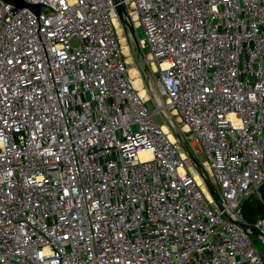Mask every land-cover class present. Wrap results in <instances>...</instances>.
<instances>
[{
  "label": "built area",
  "instance_id": "built-area-1",
  "mask_svg": "<svg viewBox=\"0 0 264 264\" xmlns=\"http://www.w3.org/2000/svg\"><path fill=\"white\" fill-rule=\"evenodd\" d=\"M24 1L45 5L0 0V264H264L242 212L264 183V0H123L154 111L112 0Z\"/></svg>",
  "mask_w": 264,
  "mask_h": 264
},
{
  "label": "rangeland",
  "instance_id": "rangeland-1",
  "mask_svg": "<svg viewBox=\"0 0 264 264\" xmlns=\"http://www.w3.org/2000/svg\"><path fill=\"white\" fill-rule=\"evenodd\" d=\"M133 16H131V17H133ZM117 23H118L117 26L121 27L122 32L120 34L124 37L126 45L128 47L127 55L124 53L126 61H127V65H128V71L131 68L137 70L138 75H139L140 80H141L140 81L141 87H142V89H144V91H146V94L148 96V97L145 96V97H147L146 106L150 111H154L156 109V105L153 101V97H152V94L150 91L148 80L152 81V79H154V76L157 78L158 77V71H155L156 68L153 67V64H150V62L146 58L149 55V50H148L147 46L141 42V40L144 37L143 30L141 27L138 26V24H136L134 26L135 35H136V42H134L132 40V38H130L128 36L129 32H128L127 28L122 26V24L120 22L117 21ZM133 23H137V20H135ZM119 39H120V37H119ZM156 90H157L158 94L160 95V98H162L164 100V102H166L165 96H163L160 93L159 88H156ZM138 92H139V90H138ZM168 109L172 113V116H173L174 121L176 122L177 126L183 128L184 126L180 122L179 117L175 114L174 110L171 107H168ZM154 117L157 120V122L164 123L162 118L160 117L159 113H156L154 115ZM196 149L198 150L197 147H196ZM198 153H199V151H198ZM199 159H200V162L203 161L204 156L202 154H200ZM251 237H252L255 245L259 248L260 252L262 254H264V245H262L259 240L255 239L254 236L251 235Z\"/></svg>",
  "mask_w": 264,
  "mask_h": 264
},
{
  "label": "water",
  "instance_id": "water-1",
  "mask_svg": "<svg viewBox=\"0 0 264 264\" xmlns=\"http://www.w3.org/2000/svg\"><path fill=\"white\" fill-rule=\"evenodd\" d=\"M3 1L7 2L8 4L12 6V8L8 11L11 15L21 8H27L33 15L38 16L40 7H41L40 5H45L43 3L31 4L24 0H3ZM112 2L116 4L115 10L118 16V22H120L125 28H127L129 32L128 36L132 38L134 42H136L134 26L130 21L131 17L128 16V12L124 6L123 0H112ZM197 166L200 168L198 163H197ZM247 227L251 228L252 230L251 226H247Z\"/></svg>",
  "mask_w": 264,
  "mask_h": 264
},
{
  "label": "bare ground",
  "instance_id": "bare-ground-1",
  "mask_svg": "<svg viewBox=\"0 0 264 264\" xmlns=\"http://www.w3.org/2000/svg\"><path fill=\"white\" fill-rule=\"evenodd\" d=\"M128 16L130 17L131 15L128 14ZM135 20H136V17L135 16H133V17L130 18V21L133 24V26H135L137 24V23H133ZM116 24H118L117 21H116ZM117 31H118L119 34L122 32L120 26H117ZM119 37H120V42H121L122 48H123L122 51H123V53H125L127 55L128 47L126 45L125 39H124V37L121 34L119 35ZM128 72L130 73L129 75L132 78L134 87L137 90H139L140 96L143 97V98H145V99H147L148 96L146 94V91H144V89H142V87H141V84H140V81L141 80H140V77L138 75L137 70L131 68V69H129ZM148 82H149L148 83L149 84V87H150L151 90H153V92L155 94V98L157 99V101L160 102V105H164L163 102H162V100L160 99L158 93H157V90H156L157 87L155 88V86L152 84V81L151 80H148ZM145 96H147V97H145ZM163 129L168 132V128L166 126H163ZM169 136H170L171 139H174L171 134ZM145 154H146V152H142L140 155L143 157ZM194 174H195V178L198 180V182H200V177L196 173H194Z\"/></svg>",
  "mask_w": 264,
  "mask_h": 264
},
{
  "label": "trees",
  "instance_id": "trees-1",
  "mask_svg": "<svg viewBox=\"0 0 264 264\" xmlns=\"http://www.w3.org/2000/svg\"><path fill=\"white\" fill-rule=\"evenodd\" d=\"M260 193L261 200L252 197L243 202V217L249 223H254L259 217H264V183L260 187Z\"/></svg>",
  "mask_w": 264,
  "mask_h": 264
}]
</instances>
